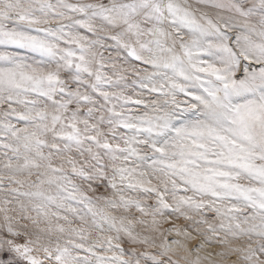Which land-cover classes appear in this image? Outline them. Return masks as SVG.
<instances>
[{
    "label": "snow or ice",
    "instance_id": "snow-or-ice-1",
    "mask_svg": "<svg viewBox=\"0 0 264 264\" xmlns=\"http://www.w3.org/2000/svg\"><path fill=\"white\" fill-rule=\"evenodd\" d=\"M0 264H264V0H0Z\"/></svg>",
    "mask_w": 264,
    "mask_h": 264
}]
</instances>
